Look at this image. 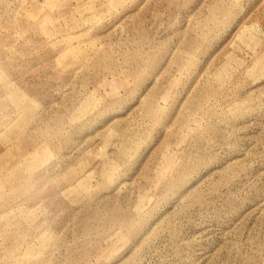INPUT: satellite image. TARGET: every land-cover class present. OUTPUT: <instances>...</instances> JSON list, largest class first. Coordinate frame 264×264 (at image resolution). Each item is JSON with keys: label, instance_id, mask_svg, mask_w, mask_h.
<instances>
[{"label": "rangeland", "instance_id": "374dc122", "mask_svg": "<svg viewBox=\"0 0 264 264\" xmlns=\"http://www.w3.org/2000/svg\"><path fill=\"white\" fill-rule=\"evenodd\" d=\"M0 264H264V0H0Z\"/></svg>", "mask_w": 264, "mask_h": 264}]
</instances>
